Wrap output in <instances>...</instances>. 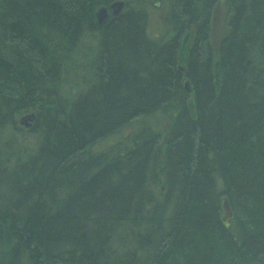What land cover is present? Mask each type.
<instances>
[{"label":"trees","instance_id":"trees-1","mask_svg":"<svg viewBox=\"0 0 264 264\" xmlns=\"http://www.w3.org/2000/svg\"><path fill=\"white\" fill-rule=\"evenodd\" d=\"M115 1L0 0V264H264V0Z\"/></svg>","mask_w":264,"mask_h":264},{"label":"rangeland","instance_id":"rangeland-1","mask_svg":"<svg viewBox=\"0 0 264 264\" xmlns=\"http://www.w3.org/2000/svg\"><path fill=\"white\" fill-rule=\"evenodd\" d=\"M165 12H166L165 5L162 3V1L152 0L151 8H150L151 19L149 25V31L151 32V34L156 36H160L162 34V30H163L162 20L165 15ZM224 14H225V6L222 3H220L214 14L212 28H211V39L214 43H218L221 36L224 33L225 30ZM190 44L191 42L189 41L188 47H186L187 48L186 57L188 54V49L190 47ZM95 46H96V41L93 36H86L83 39V43L81 44L78 53L80 57L79 58L80 63H85L90 60L92 54L91 51L89 52V49L91 48L92 50H94ZM133 130H134L133 127L128 126L124 128L118 135H114L113 137L106 139L104 142L97 144L95 146V149H101L102 147H104L105 144L107 143L111 144L114 141H117L118 138L120 140L122 139L126 140L127 136H129L133 132Z\"/></svg>","mask_w":264,"mask_h":264},{"label":"water","instance_id":"water-1","mask_svg":"<svg viewBox=\"0 0 264 264\" xmlns=\"http://www.w3.org/2000/svg\"><path fill=\"white\" fill-rule=\"evenodd\" d=\"M125 6V2L122 0L115 1L112 4H110L109 9L111 10L112 16H118L119 13L123 10ZM108 9L106 7H100L97 12L95 13V17L97 19V23L101 25L108 17ZM181 69H183L181 67ZM188 91H190V88H188L187 84L185 86ZM34 116L32 114L25 115L20 118L19 123L20 125H23L25 128H29L31 126V122L33 120Z\"/></svg>","mask_w":264,"mask_h":264},{"label":"bare ground","instance_id":"bare-ground-1","mask_svg":"<svg viewBox=\"0 0 264 264\" xmlns=\"http://www.w3.org/2000/svg\"><path fill=\"white\" fill-rule=\"evenodd\" d=\"M109 16H112V14L111 13H108V17ZM112 17H114V16H112ZM186 41V42H185ZM184 42H183V44H182V49H181V61H183V57H184V52H185V50H186V47H187V40H185ZM180 67H184V65L180 62ZM224 212L225 213H228L229 214V209H228V206H227V204L225 203L224 204Z\"/></svg>","mask_w":264,"mask_h":264}]
</instances>
